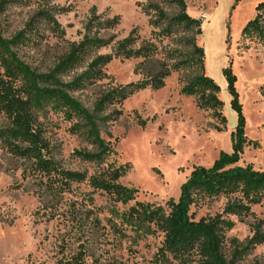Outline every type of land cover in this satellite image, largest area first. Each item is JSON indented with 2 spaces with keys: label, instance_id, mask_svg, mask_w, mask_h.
<instances>
[{
  "label": "rangeland",
  "instance_id": "rangeland-1",
  "mask_svg": "<svg viewBox=\"0 0 264 264\" xmlns=\"http://www.w3.org/2000/svg\"><path fill=\"white\" fill-rule=\"evenodd\" d=\"M149 2L156 0H19L0 11V32L6 38L25 29L33 16L44 9L51 11L65 30L66 35L59 37L41 21L34 42L17 49L22 60L41 73L53 68L68 51L69 43L81 40L93 7L105 18H121L117 29L104 32V37L115 36V41H119L137 28L142 39L158 47L153 60H114L106 69L110 79L73 93L90 110L101 93L155 74L162 62L176 67L164 88L135 94L124 102L122 117L103 128L105 139H109L110 131L112 141L117 140L114 160L131 165L121 183L139 192L135 201L127 205L115 202L88 183L72 184L66 192L48 190L30 163L0 152V264H57L81 251L87 264H183L162 254L161 231L130 219L128 211L138 202L168 210L167 203L179 199L181 187L195 167H209L221 152H232L231 133L237 114L231 108L222 72L226 67L231 66L238 79L246 135L257 143L245 148L241 165L264 170V46L242 36L244 27L257 14V5L264 0H186L187 14L202 21V34L180 27L174 28L171 37L158 34L166 25L150 24L155 14L148 16L143 12ZM161 6L169 18L179 12L176 6ZM192 37L205 52L202 69L197 63L198 55L187 42ZM112 52L110 47L98 54ZM202 73L221 88L222 114L227 119L224 131L217 130L223 124L211 110L198 108L197 96L181 94ZM137 117L148 121L146 127L138 125ZM46 123L54 157L62 167L93 173L94 165L74 156L90 146L68 132L70 124L54 114ZM4 124L0 118V127ZM227 202L224 197L207 199L193 207L192 213L196 220L215 216L222 213ZM232 219L236 225L227 237L245 245L253 235L256 221L264 220V203L253 207L252 216ZM241 263L264 264V245L247 253Z\"/></svg>",
  "mask_w": 264,
  "mask_h": 264
},
{
  "label": "trees",
  "instance_id": "trees-1",
  "mask_svg": "<svg viewBox=\"0 0 264 264\" xmlns=\"http://www.w3.org/2000/svg\"><path fill=\"white\" fill-rule=\"evenodd\" d=\"M19 0H1L0 11ZM162 4L176 6L178 14L169 18ZM146 15L155 14L153 27L166 25L158 34L164 37L174 35V28L186 31L197 30L202 34V21L187 14L186 0H156L143 6ZM256 16L242 31L244 38L256 40L264 46V2L256 7ZM121 18H105L97 14L95 7L84 26L81 40L69 43L68 51L47 73L33 69L19 56L17 49L34 42L38 23L44 21L51 32L59 37L66 35L55 15L49 10L37 12L26 24L25 29L6 38L0 32V118L5 122L0 127V152L22 159L31 164L36 177L45 182L48 190L66 192L72 184L88 183L96 191L105 192L112 200L123 205L135 201L138 189L130 188L121 180L130 172V164H119L116 156V142L103 128L110 127L123 115L124 102L135 94L151 89L158 91L165 87L167 78L175 67L165 62L159 70L140 81L117 85L100 94L93 109L86 108L73 93L83 92L110 79L107 66L114 60H153L159 53L158 47L139 35L134 28L127 37L115 41L116 37H104L107 31H114ZM198 55L203 68L205 52L195 39L187 41ZM113 47L110 54H98ZM227 91L231 96V108L237 114V124L231 133L232 152H221L209 167H195L181 187L177 201H169L166 210L154 204L136 203L128 211L134 221L154 225L164 235L162 254L169 255L181 263L196 264H242L244 256L260 245H264V220L253 226V235L245 245L236 239H228L227 233L234 229L232 217L245 218L253 215V207L264 203V170L252 165H241L246 147L257 145L246 135V117L239 100L237 76L232 67L223 69ZM220 86L202 73L186 85L181 94L197 96V106L211 110L223 127L227 119L222 114L224 102L220 99ZM264 96V87L261 88ZM60 115L70 124L68 132L82 138L90 149L76 152L75 157L96 167L93 173L73 171L62 167L54 157L49 128L46 120L51 115ZM137 123L146 127L148 121L137 117ZM111 139V140H110ZM227 198L222 213L196 220L193 207L207 199ZM229 244V246H228ZM228 246V247H227ZM84 252L57 264H87Z\"/></svg>",
  "mask_w": 264,
  "mask_h": 264
},
{
  "label": "crops",
  "instance_id": "crops-1",
  "mask_svg": "<svg viewBox=\"0 0 264 264\" xmlns=\"http://www.w3.org/2000/svg\"><path fill=\"white\" fill-rule=\"evenodd\" d=\"M209 65H210V60H209Z\"/></svg>",
  "mask_w": 264,
  "mask_h": 264
}]
</instances>
